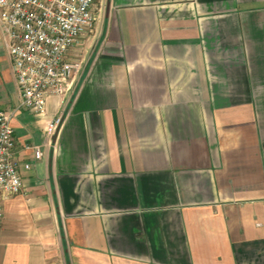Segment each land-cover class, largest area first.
Here are the masks:
<instances>
[{
    "label": "crops",
    "instance_id": "obj_1",
    "mask_svg": "<svg viewBox=\"0 0 264 264\" xmlns=\"http://www.w3.org/2000/svg\"><path fill=\"white\" fill-rule=\"evenodd\" d=\"M104 3L42 115L20 107L0 20L24 183L0 264H264V0Z\"/></svg>",
    "mask_w": 264,
    "mask_h": 264
},
{
    "label": "built area",
    "instance_id": "obj_2",
    "mask_svg": "<svg viewBox=\"0 0 264 264\" xmlns=\"http://www.w3.org/2000/svg\"><path fill=\"white\" fill-rule=\"evenodd\" d=\"M97 0H0V20L10 37L9 53L19 91L20 107L33 114L46 111L48 98L73 92L83 68V57L75 53L81 37L93 28ZM66 114L62 111L46 127L56 136ZM16 136L11 113L0 109V230L3 201L24 190L15 156ZM34 146L35 159H41ZM30 168L29 163L25 164Z\"/></svg>",
    "mask_w": 264,
    "mask_h": 264
},
{
    "label": "rangeland",
    "instance_id": "obj_3",
    "mask_svg": "<svg viewBox=\"0 0 264 264\" xmlns=\"http://www.w3.org/2000/svg\"><path fill=\"white\" fill-rule=\"evenodd\" d=\"M104 1H105V0H97L95 6H97L98 4H99V5H101V4L104 5V4H105ZM91 29H92V28H91ZM80 44H82V43H80ZM80 44H79L78 46H81ZM83 69H84V58H83V68H82V71H83ZM82 71H81V72H82Z\"/></svg>",
    "mask_w": 264,
    "mask_h": 264
}]
</instances>
